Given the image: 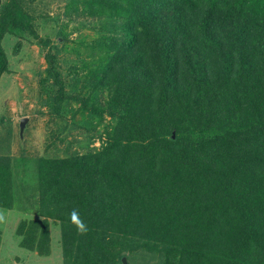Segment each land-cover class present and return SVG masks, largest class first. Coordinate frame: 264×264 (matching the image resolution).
Wrapping results in <instances>:
<instances>
[{
    "label": "trees",
    "instance_id": "trees-1",
    "mask_svg": "<svg viewBox=\"0 0 264 264\" xmlns=\"http://www.w3.org/2000/svg\"><path fill=\"white\" fill-rule=\"evenodd\" d=\"M33 2L1 8L0 41L28 29ZM65 8L98 22L79 43L85 78L74 94L49 68L54 115L78 103L85 125L102 127L100 146L37 159L44 219L19 224V246L46 255L50 219L69 264H264V0ZM13 188L11 159L0 156V208H12ZM73 210L86 234L70 224Z\"/></svg>",
    "mask_w": 264,
    "mask_h": 264
},
{
    "label": "rangeland",
    "instance_id": "rangeland-1",
    "mask_svg": "<svg viewBox=\"0 0 264 264\" xmlns=\"http://www.w3.org/2000/svg\"><path fill=\"white\" fill-rule=\"evenodd\" d=\"M69 1L34 0L25 5L30 17L28 29L14 28L0 41L7 59V71L0 76V156L11 159L14 187L12 208H0V264H69L64 261L57 223L48 219L50 242L43 256L19 246L17 229L23 221L44 219L37 203V159L100 146L96 131L102 127L91 130L85 125V113H75L78 103L71 102V112L63 103L59 117L53 111L56 89L50 86L53 80L47 78L49 68L60 74L66 94H74L85 78L81 67L84 49L79 43L90 42L97 30H91L97 25L96 19L66 16ZM9 2L0 0V10ZM50 55L54 62L48 60ZM22 119H26L23 139L19 135ZM89 137H93L91 142ZM134 264L146 263L138 256Z\"/></svg>",
    "mask_w": 264,
    "mask_h": 264
},
{
    "label": "clouds",
    "instance_id": "clouds-1",
    "mask_svg": "<svg viewBox=\"0 0 264 264\" xmlns=\"http://www.w3.org/2000/svg\"><path fill=\"white\" fill-rule=\"evenodd\" d=\"M0 219H2V217H0ZM69 219L70 224L76 228L78 234H86V232L88 231V226L80 218L78 211L73 210L72 213H70Z\"/></svg>",
    "mask_w": 264,
    "mask_h": 264
},
{
    "label": "water",
    "instance_id": "water-1",
    "mask_svg": "<svg viewBox=\"0 0 264 264\" xmlns=\"http://www.w3.org/2000/svg\"><path fill=\"white\" fill-rule=\"evenodd\" d=\"M25 123H26V119H22L19 123V135H20V138L22 139V136H23V131L25 129ZM122 262L123 264H126L125 262V259L123 258L122 259Z\"/></svg>",
    "mask_w": 264,
    "mask_h": 264
}]
</instances>
